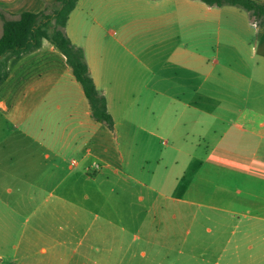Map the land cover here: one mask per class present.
Returning <instances> with one entry per match:
<instances>
[{"label": "crops", "instance_id": "1", "mask_svg": "<svg viewBox=\"0 0 264 264\" xmlns=\"http://www.w3.org/2000/svg\"><path fill=\"white\" fill-rule=\"evenodd\" d=\"M53 1L0 0V15L40 13ZM179 5L185 13L175 10ZM195 9L202 11L198 17ZM247 22L255 28L254 39ZM66 33L85 50L115 130L92 118L66 56L51 42L10 67L0 85V264L99 260L65 249L83 244V213L98 205L99 196L112 204L119 182L131 200L124 228L136 231L126 254L134 253L137 239L152 247L140 249L142 258L184 254L176 213L165 233L160 220L141 219L133 211L147 212V202L156 208L166 185H173L170 169L151 174L150 163L177 164L172 151L179 143L190 147L196 136L234 154L210 158L219 172V206L209 205L214 213L204 216L211 239L201 241V264H264V29L241 8L197 0H79ZM151 33L157 47H146ZM143 134L146 150L137 157ZM160 142L171 148L167 155H157ZM244 143L253 154L231 150ZM186 154L187 169L201 160ZM211 168L202 165L198 180H210ZM179 188L177 180L169 190L177 194ZM189 192L194 190L188 186L184 193ZM179 202L194 204L189 198ZM190 218L198 220L195 213ZM188 242L185 237L182 243Z\"/></svg>", "mask_w": 264, "mask_h": 264}, {"label": "rangeland", "instance_id": "2", "mask_svg": "<svg viewBox=\"0 0 264 264\" xmlns=\"http://www.w3.org/2000/svg\"><path fill=\"white\" fill-rule=\"evenodd\" d=\"M193 1V0H192ZM195 1V0H194ZM199 2V0H197ZM179 10L175 8L176 11L180 13H185L186 8L179 5ZM195 11V16L198 17L199 13L202 11ZM247 21V20H246ZM250 26L251 36L250 39H254L252 32L254 31V27L251 26L249 22H247ZM258 37V36H256ZM146 47H157L158 44L156 42L155 34L151 33L146 35L145 37ZM254 45V43H253ZM138 146L135 148V154L137 157L144 154L146 150V142L147 136L145 134L142 135L141 138L138 136ZM120 146L122 149L125 147V141L123 140L122 134L119 136ZM195 141L189 145L190 147H184L181 143L177 145V152L172 151L173 155L176 157L178 161L177 164H173V162L165 163L164 165L157 166V163H150L148 166L149 173H157L159 174L161 171H165V168L170 169L172 172L171 175V184H175L177 180L179 181V191L177 194H174L172 190H169L173 185H166L164 188V197H160L159 201L156 205V208L151 209L149 203L147 202V212H138L133 211L134 214L139 215L141 219H148V221L157 222L161 221L163 224V230L167 233L165 228L166 223L170 222L172 219L171 216L173 213H176V231L178 234L179 246H183L184 254L178 255V251L169 253L167 259L164 260H154L149 258H142L139 256L140 249L145 248L147 251L151 248L146 247L145 244L140 240H135L130 251H134L136 254L130 256V254H126V248L128 245L132 243L133 234L136 232L134 228H128L127 231L123 225V218H126V215H131V211H127L128 205L131 200L130 197L128 200L126 194H124V189L126 185L122 182H119V185H115L117 191L119 193L114 194L112 197L113 203L110 204L106 202V197L99 196L98 197V205L89 207V212L83 213V221L81 225V232L84 233L88 231V236L84 238L83 244L78 246L79 244H72L69 249H65L67 251H72L73 249H79L81 252H87V254L91 253L93 256L99 258V260H88V264H201L200 254L204 251V246L206 244H202L201 241H208L211 239L205 231V228L208 226L210 221L205 219V215H211L214 213L211 211L208 206H219V196L217 189V177H218V169H213V162H210V158H218L223 157L224 155H234L232 153H224L221 152L220 149H214L213 147H209L208 142H205L199 139L197 136L194 138ZM157 155L160 156L167 155L169 151H171L170 147H166L162 142L157 143L156 147ZM236 151L237 153L243 152L247 155L253 154L254 149L249 148L246 144H243L242 148L231 149ZM190 153L196 155L199 160L198 162H194L187 169V154ZM232 152V151H231ZM203 160V161H202ZM209 162H206V161ZM204 166V169L208 167H212L210 169L211 179L202 183L201 180H198L197 174L202 172H198L200 168ZM159 172V173H158ZM101 185L100 187H102ZM190 187L194 190V193L186 196L184 193V189L186 187ZM137 189V190H136ZM140 187H133V191H138ZM171 197L175 198V200L171 199ZM189 198L194 202L193 206L188 204H184L179 202L180 199ZM126 205V206H125ZM160 207H164V210H161ZM150 208V211L148 209ZM135 209V208H132ZM192 213L197 215V219L195 223H191ZM145 216L143 218V216ZM126 221V219L124 220ZM125 223V222H124ZM190 230L192 233L189 235L187 231ZM138 235V234H137ZM84 236V235H83ZM185 237L188 238V245L183 244ZM198 241V244L192 243V241ZM78 241V240H76ZM126 257V258H123ZM123 259V260H122Z\"/></svg>", "mask_w": 264, "mask_h": 264}, {"label": "trees", "instance_id": "3", "mask_svg": "<svg viewBox=\"0 0 264 264\" xmlns=\"http://www.w3.org/2000/svg\"><path fill=\"white\" fill-rule=\"evenodd\" d=\"M79 0H54L40 13L25 12L17 19L2 17L0 37V85L7 79L10 67L23 56L42 47L44 41L66 56L77 82L82 86L90 104L92 118L110 131L115 122L108 111L105 95L99 91L90 74L85 50L72 43L66 33L71 13ZM209 7L233 6L247 11L251 20L264 29V3L256 0H199Z\"/></svg>", "mask_w": 264, "mask_h": 264}, {"label": "built area", "instance_id": "4", "mask_svg": "<svg viewBox=\"0 0 264 264\" xmlns=\"http://www.w3.org/2000/svg\"><path fill=\"white\" fill-rule=\"evenodd\" d=\"M96 167H98L97 165H95Z\"/></svg>", "mask_w": 264, "mask_h": 264}]
</instances>
